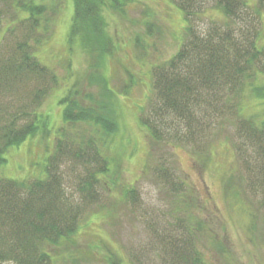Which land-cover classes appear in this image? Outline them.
Segmentation results:
<instances>
[{
  "label": "rangeland",
  "instance_id": "1",
  "mask_svg": "<svg viewBox=\"0 0 264 264\" xmlns=\"http://www.w3.org/2000/svg\"><path fill=\"white\" fill-rule=\"evenodd\" d=\"M43 3L50 34L35 57L56 77L54 86L38 88L32 78H5L6 52H11L10 67L18 64V52L14 54L10 45L12 35L0 45V102L11 109L17 100L25 105L37 89L33 96L39 103L33 106L36 132L8 148L0 175L42 179L69 104L74 112L87 107L102 114L103 109L107 114L102 115L111 120L101 122L104 131L108 125L110 135L96 125L101 130L96 134L100 153L109 162L102 181L110 189H102L100 181L99 197L87 212L81 209L77 233L64 242L62 254L52 264H167L179 255L189 259L188 264H264V134L260 135L264 73L234 85V93L226 88L222 110L218 103L216 109L207 107V113L194 105L184 112L189 120L171 112H159L158 117L153 67L166 66L186 41L183 14L175 5L168 0H139L121 14L108 9L105 33L111 44L108 58L102 59L77 43L69 44L72 0ZM213 3H205L203 12L192 20L196 37L214 29V23H223ZM5 13L0 2V26L6 22ZM258 30V46L264 47V15ZM27 33L26 29L21 35ZM199 105L202 108L203 101ZM237 108L244 124L256 129L257 139L241 129ZM28 119L32 117L22 121ZM69 126L82 139L83 133L92 134L88 121ZM152 132L161 135L158 141ZM62 159L59 169L66 195L77 203L76 185L85 167ZM126 186L133 189L128 202L121 195ZM72 209L80 213L79 207ZM176 241H183L186 250H178ZM195 255L199 263L193 260Z\"/></svg>",
  "mask_w": 264,
  "mask_h": 264
},
{
  "label": "trees",
  "instance_id": "2",
  "mask_svg": "<svg viewBox=\"0 0 264 264\" xmlns=\"http://www.w3.org/2000/svg\"><path fill=\"white\" fill-rule=\"evenodd\" d=\"M168 1L183 14L186 41L171 59L165 61L166 66L153 67L156 76L155 96L160 102V108L155 110L157 111L155 114L159 117V112L166 115L171 112L178 117L182 116V120H189L184 112L194 105L207 113V107L212 106L216 109L218 103L221 106L219 109L222 110V104L225 105L222 100L226 88L229 93H234V85L238 86L245 80L254 78L256 73H264V47L258 46V25L264 15V0ZM209 1L214 2L213 9L221 13L223 23H214V29L210 28L206 35L196 37L190 24L194 17L203 12V5ZM0 2L6 9L4 15L6 22L0 26V33L4 31L0 45L12 35L14 38L10 45L14 48V54L18 52L15 60L18 64L13 67L9 65L11 52H6L8 58L4 77L15 78L16 81L32 78L34 83H38V88L48 89L54 86L56 77L50 70L41 67L35 57L36 49L48 40L50 34L48 25L50 21L46 18L47 8L43 0ZM72 2L69 44L77 43L89 55L103 59L108 58V45L111 44V39L105 33L107 25L105 16L109 13L108 9L121 14L125 12L124 7L139 0H72ZM26 29L27 35H21ZM141 42L143 43V40ZM200 88L201 93L196 92ZM33 93L27 104L22 105L21 101L17 100L13 109L8 108L7 103L4 105L0 102V121L6 119L0 124V166L6 161L4 155L8 148L19 145L37 130L33 106L39 103L35 101ZM202 101L201 108L199 104ZM101 111L102 114H107L103 109ZM236 111L239 116V109ZM102 114H98L95 108L87 107H78L74 112L72 104H69L63 110L65 124L59 129L56 144L46 158L42 179L13 180L0 175V264H5L6 261L14 264H52L54 258L62 254L64 242L77 233L76 222L82 216L81 209L87 212V208L99 197L96 190L100 181L102 189H110L102 181L109 173V162L100 153L96 136L99 130L96 125L101 128V122L107 119ZM29 115L32 119L24 123L22 119L29 118ZM193 118L191 117L189 125ZM239 118L241 129L248 133L249 138L257 139L256 129L244 124L243 117ZM75 121L82 123L88 121L92 134L87 136L83 133L86 139H82L76 133L77 130L69 126ZM261 121V125L264 126V120ZM197 123L199 124V120ZM101 129L104 131V128ZM108 131V125H105L104 132L109 133ZM263 134L264 132H261L260 135ZM152 135L156 141L161 136L153 132ZM102 144H105V138L102 139ZM62 158H70L73 163H81L85 167V175L78 178L76 185L79 194L77 203L66 195L62 181L63 173L59 169ZM123 189L125 190L121 195L128 202L133 189L130 186ZM78 207L79 214L72 209L78 210ZM69 212L73 215L67 216ZM177 242H180L178 250H186L183 241ZM160 248L165 249L162 244ZM54 250L59 252L58 255ZM196 257L195 255L193 260H196ZM188 260L179 255L176 260L169 259L167 264H188ZM195 262L199 263L200 259ZM114 264H119V261Z\"/></svg>",
  "mask_w": 264,
  "mask_h": 264
}]
</instances>
